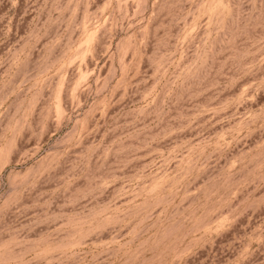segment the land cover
Masks as SVG:
<instances>
[{
	"label": "rangeland",
	"instance_id": "374dc122",
	"mask_svg": "<svg viewBox=\"0 0 264 264\" xmlns=\"http://www.w3.org/2000/svg\"><path fill=\"white\" fill-rule=\"evenodd\" d=\"M0 264H264V0H0Z\"/></svg>",
	"mask_w": 264,
	"mask_h": 264
}]
</instances>
